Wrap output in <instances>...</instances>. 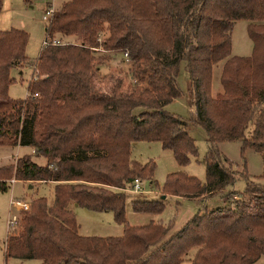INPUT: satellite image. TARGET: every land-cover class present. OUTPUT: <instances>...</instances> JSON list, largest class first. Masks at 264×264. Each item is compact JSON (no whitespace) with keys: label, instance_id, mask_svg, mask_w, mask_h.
Wrapping results in <instances>:
<instances>
[{"label":"trees","instance_id":"trees-1","mask_svg":"<svg viewBox=\"0 0 264 264\" xmlns=\"http://www.w3.org/2000/svg\"><path fill=\"white\" fill-rule=\"evenodd\" d=\"M237 21L248 23V57L231 54ZM45 33L48 45L34 63L37 79L30 80L25 99L12 100L10 71L27 64L28 36L0 32V146L28 147L46 161L39 165L24 156L0 168V192L12 179L33 187L53 184L51 205L36 198L21 211L20 230L8 235L5 257L39 264H181L194 250L190 264L263 259L264 187L250 182L244 168V192L226 194L237 172L219 145L239 143L242 153L260 154L264 178V0H68ZM113 54L127 60L124 92H102L95 84L99 63ZM181 60L193 122L207 138L206 180L178 172L161 188L153 185L165 198L221 195L231 206L198 212L169 235L171 227L159 222L127 224L126 202L133 194L126 190L155 173L154 162L131 159L136 143H159L182 167L196 156L187 123L164 111L182 95L176 84ZM216 68L220 88L213 94ZM137 108L143 111L134 114ZM72 205L111 212L123 234L79 235ZM130 207L136 214L160 215L165 205L132 199Z\"/></svg>","mask_w":264,"mask_h":264},{"label":"rangeland","instance_id":"rangeland-1","mask_svg":"<svg viewBox=\"0 0 264 264\" xmlns=\"http://www.w3.org/2000/svg\"><path fill=\"white\" fill-rule=\"evenodd\" d=\"M68 0H31L26 4L24 0H1L0 10V32L21 30L28 36V43L25 54L27 64L20 68H13L10 71V78L13 83L9 86L7 95L12 100H23L27 96L28 84L34 74V63L39 57L43 44L46 41V22L43 16L50 6L54 12ZM247 22H235L231 33V54L237 57H248L252 53V43L247 36ZM52 42H55L54 40ZM124 61V62H123ZM127 60L121 54H113L111 58L106 57L99 65V76L95 80L96 86L102 92H124L128 87V82L124 77L127 70ZM219 69L213 71L212 92L215 94L219 88ZM118 80H120L118 82ZM176 84L181 90L180 98L174 100L164 107V111L173 114L187 123L189 136L196 145V156L191 157L189 163L182 167L175 161L170 151L164 150L159 143L139 142L131 149V159L140 163H155V173L151 181H143L142 188L144 194H137L130 197L126 202L125 217L129 226L140 227L148 225L151 221L162 223L171 227L169 235L180 230L181 227L198 212L205 209L214 210L217 208H229L231 201L225 200L221 195L208 199L190 200L172 196L166 198L160 195L155 184L161 188L166 177L173 173H183L195 178L204 184L206 180L204 158L207 153L208 143L203 129L194 124V109L192 97L189 93V78L186 71V62L181 60L178 64ZM137 108L134 114L142 112ZM221 154L231 161L237 176L233 184L226 189L227 193L240 195L246 188V181L240 177L239 173L245 168L249 181L264 187L262 178V160L260 154L245 150L241 152L239 143H222L219 145ZM32 150L28 147L0 146V168L15 165L19 158L30 156L32 160L39 164L46 163L43 158L32 156ZM9 182L6 192H0V264H39L35 260H17L5 257V244L10 234L20 230V224L15 228H8V222L17 218L20 222L21 210L11 206V202H22L29 204L36 198L46 199L49 205L53 202V184H31L15 181ZM132 199L139 200H162L165 208L160 215L136 214L130 207ZM30 206V205H29ZM73 213L78 224V233L85 237H120L123 234V227L114 221L111 212H94L80 207H74ZM194 250L190 251L181 264H190ZM256 264H264V258Z\"/></svg>","mask_w":264,"mask_h":264},{"label":"built area","instance_id":"built-area-1","mask_svg":"<svg viewBox=\"0 0 264 264\" xmlns=\"http://www.w3.org/2000/svg\"><path fill=\"white\" fill-rule=\"evenodd\" d=\"M54 14V10L53 8L50 6V8H47L45 11V14L43 16V21L48 23L50 21V19L52 18ZM57 42H53V44H56ZM48 45V41L46 40L43 44V47ZM37 79L36 74H33L31 81H34ZM37 96V95H35ZM27 97V96H26ZM128 193L133 194V195H137V194H144L146 193V191L142 188V181L136 179L133 182L132 188L126 190ZM11 206H14L16 208H18L21 211H27L29 209V204L26 203H22V202H11ZM18 225V219L14 218L13 220L8 222V228H15ZM9 231H8V235H9Z\"/></svg>","mask_w":264,"mask_h":264},{"label":"crops","instance_id":"crops-1","mask_svg":"<svg viewBox=\"0 0 264 264\" xmlns=\"http://www.w3.org/2000/svg\"><path fill=\"white\" fill-rule=\"evenodd\" d=\"M218 92V91H217ZM32 153V152H31ZM1 167V166H0ZM12 182H15V180H13ZM208 199V198H207ZM190 200H201V199H190ZM74 207H76L75 205H72L71 208L73 209Z\"/></svg>","mask_w":264,"mask_h":264}]
</instances>
